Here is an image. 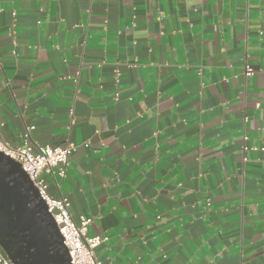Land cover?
<instances>
[{
	"label": "crops",
	"instance_id": "0c3cea01",
	"mask_svg": "<svg viewBox=\"0 0 264 264\" xmlns=\"http://www.w3.org/2000/svg\"><path fill=\"white\" fill-rule=\"evenodd\" d=\"M0 140L100 264H264V0H0Z\"/></svg>",
	"mask_w": 264,
	"mask_h": 264
},
{
	"label": "water",
	"instance_id": "95a60500",
	"mask_svg": "<svg viewBox=\"0 0 264 264\" xmlns=\"http://www.w3.org/2000/svg\"><path fill=\"white\" fill-rule=\"evenodd\" d=\"M0 246L14 264H72L38 187L21 163L1 150Z\"/></svg>",
	"mask_w": 264,
	"mask_h": 264
},
{
	"label": "built area",
	"instance_id": "2783aa9c",
	"mask_svg": "<svg viewBox=\"0 0 264 264\" xmlns=\"http://www.w3.org/2000/svg\"><path fill=\"white\" fill-rule=\"evenodd\" d=\"M246 75L253 73V68L247 65ZM27 128L25 136H30ZM85 146H89L85 143ZM0 150L10 155L21 163L23 169L28 173L32 181L38 187L40 194L45 199L48 211L53 215L64 237L71 257L72 264H100L95 248L99 246L106 237L88 234V226L92 222L91 217L82 216L77 223L71 214V202L65 196L55 197L50 195L48 184L42 178L44 173H55V169L61 177L66 175V166L71 153L75 150L73 144L66 146H52L50 144L38 146L37 149L28 143L14 146L9 142L0 140ZM0 264H14L5 254L0 246Z\"/></svg>",
	"mask_w": 264,
	"mask_h": 264
}]
</instances>
